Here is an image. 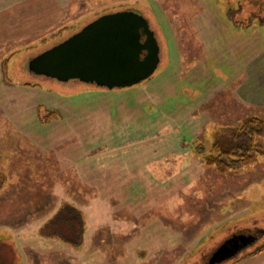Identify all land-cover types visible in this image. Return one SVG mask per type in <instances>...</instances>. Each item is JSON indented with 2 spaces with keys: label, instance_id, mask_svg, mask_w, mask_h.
<instances>
[{
  "label": "rangeland",
  "instance_id": "1",
  "mask_svg": "<svg viewBox=\"0 0 264 264\" xmlns=\"http://www.w3.org/2000/svg\"><path fill=\"white\" fill-rule=\"evenodd\" d=\"M124 10L156 34L150 79L109 90L30 71L32 58ZM61 23L0 28L7 263L233 264L264 245V155L221 174L198 149L222 125L264 119V0H96ZM69 208L82 217L76 243L63 237ZM232 242L240 250L213 260Z\"/></svg>",
  "mask_w": 264,
  "mask_h": 264
},
{
  "label": "water",
  "instance_id": "2",
  "mask_svg": "<svg viewBox=\"0 0 264 264\" xmlns=\"http://www.w3.org/2000/svg\"><path fill=\"white\" fill-rule=\"evenodd\" d=\"M160 51L149 21L137 11L124 10L103 15L43 51L30 60L29 69L62 82L79 80L113 90L150 79L160 64Z\"/></svg>",
  "mask_w": 264,
  "mask_h": 264
},
{
  "label": "trees",
  "instance_id": "3",
  "mask_svg": "<svg viewBox=\"0 0 264 264\" xmlns=\"http://www.w3.org/2000/svg\"><path fill=\"white\" fill-rule=\"evenodd\" d=\"M198 149L203 156L204 163L214 167L221 174L242 169L264 155V119L258 116H250L238 125H222L214 131L211 147L206 149L200 146ZM64 211V216L67 221H71V226L63 231L65 233L63 237L67 241L76 243L80 241L82 235V217L75 208ZM62 216L63 211L59 213L57 218L53 219L51 224H55L57 220L60 222ZM67 235L68 238H66ZM60 236L61 233H59ZM262 252H264V245L237 261L257 256Z\"/></svg>",
  "mask_w": 264,
  "mask_h": 264
},
{
  "label": "crops",
  "instance_id": "4",
  "mask_svg": "<svg viewBox=\"0 0 264 264\" xmlns=\"http://www.w3.org/2000/svg\"><path fill=\"white\" fill-rule=\"evenodd\" d=\"M95 2L96 0H0V28H11L16 31L17 27L26 28V30L32 28L29 30L33 32L38 31V29L34 30L35 28L43 27H46V29L53 28L54 30L61 21L63 23V21L66 22L71 18L81 19L86 16V13L89 12ZM8 241H6L7 244ZM7 244L4 248L0 247V264H8L7 260H12V254L6 250L9 247ZM237 250L240 249L237 248ZM262 254L264 252L241 261L236 260L233 264H250L253 258H257ZM262 260L258 261L257 259L256 264H264V260ZM58 263H61V260H58Z\"/></svg>",
  "mask_w": 264,
  "mask_h": 264
},
{
  "label": "flooded vegetation",
  "instance_id": "5",
  "mask_svg": "<svg viewBox=\"0 0 264 264\" xmlns=\"http://www.w3.org/2000/svg\"><path fill=\"white\" fill-rule=\"evenodd\" d=\"M239 246V243H230V244H224L223 246H221L217 251H215L212 255V258L213 259H217V256H220L218 257V259L220 258H224L223 254H228L230 255L233 251H235ZM223 255V256H221Z\"/></svg>",
  "mask_w": 264,
  "mask_h": 264
}]
</instances>
